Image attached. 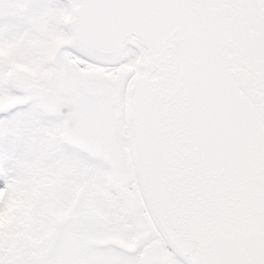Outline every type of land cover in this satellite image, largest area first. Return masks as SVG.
I'll use <instances>...</instances> for the list:
<instances>
[{"label": "snow or ice", "instance_id": "snow-or-ice-1", "mask_svg": "<svg viewBox=\"0 0 264 264\" xmlns=\"http://www.w3.org/2000/svg\"><path fill=\"white\" fill-rule=\"evenodd\" d=\"M0 264H264V0H0Z\"/></svg>", "mask_w": 264, "mask_h": 264}]
</instances>
